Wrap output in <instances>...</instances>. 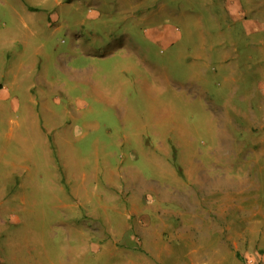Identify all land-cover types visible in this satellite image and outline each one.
I'll return each mask as SVG.
<instances>
[{
  "label": "rangeland",
  "instance_id": "374dc122",
  "mask_svg": "<svg viewBox=\"0 0 264 264\" xmlns=\"http://www.w3.org/2000/svg\"><path fill=\"white\" fill-rule=\"evenodd\" d=\"M0 257L264 264V0H0Z\"/></svg>",
  "mask_w": 264,
  "mask_h": 264
},
{
  "label": "crops",
  "instance_id": "0c3cea01",
  "mask_svg": "<svg viewBox=\"0 0 264 264\" xmlns=\"http://www.w3.org/2000/svg\"><path fill=\"white\" fill-rule=\"evenodd\" d=\"M225 6L226 7L221 12H212V11L210 12L209 11V16H211L213 14L215 19H217L218 17L220 18L222 16H223V18L228 17L227 23H231V25L233 26L232 23L236 22V8H235V6H229L226 4H225ZM227 29H229V28H227ZM248 32H250V31H248ZM11 167H12V171L9 173V175L15 174V172H16V165L12 164ZM19 167L22 169L21 172H26L25 175L27 174V172H30L29 167H27V164H25V165L19 164ZM1 222H3V221H1ZM0 262H3V259L1 257H0ZM217 263H218V261L215 262L214 264H217ZM189 264H209V263L207 260H204V259L201 260L200 258H198V260H195V261L191 260ZM251 264H253V263H251Z\"/></svg>",
  "mask_w": 264,
  "mask_h": 264
}]
</instances>
